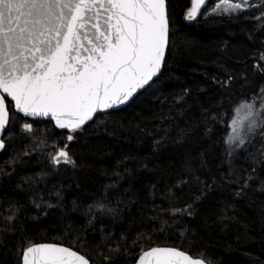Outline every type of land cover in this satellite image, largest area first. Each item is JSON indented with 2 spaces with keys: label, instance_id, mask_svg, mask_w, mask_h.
Here are the masks:
<instances>
[{
  "label": "trees",
  "instance_id": "trees-1",
  "mask_svg": "<svg viewBox=\"0 0 264 264\" xmlns=\"http://www.w3.org/2000/svg\"><path fill=\"white\" fill-rule=\"evenodd\" d=\"M189 5L169 0L174 35L166 63L129 105L98 115L72 142L49 122L29 121L34 136L21 131L26 119L20 116L7 128L0 152V264H19V250L32 242L74 247L92 264H106L103 257L117 245L112 264H134L142 246L203 253L215 264H264V135L231 158L224 143L235 108L264 88L258 19L264 4L238 17L188 23ZM54 144H68L76 167L49 164ZM41 197L38 209L32 201ZM98 203L105 209L89 213ZM189 204L192 216L173 215ZM11 206L19 213L9 224L4 209Z\"/></svg>",
  "mask_w": 264,
  "mask_h": 264
},
{
  "label": "snow or ice",
  "instance_id": "snow-or-ice-1",
  "mask_svg": "<svg viewBox=\"0 0 264 264\" xmlns=\"http://www.w3.org/2000/svg\"><path fill=\"white\" fill-rule=\"evenodd\" d=\"M207 5L208 0H190L184 20L196 21L201 15L205 19L238 17L256 6L254 0H216L208 11H202ZM258 19L264 22V11ZM173 35L169 0H0V137L22 116L27 119L21 123V131L28 136L37 130L34 121L47 120L56 129L67 131L68 142L74 141L98 113L111 115V110L129 104L155 83ZM260 59L264 60V53ZM235 113L227 123L229 132L224 140L229 158L257 134L264 135V88L241 102ZM5 146L0 138V150ZM53 148L48 157L54 168L76 167L68 144H54ZM28 179L32 178L26 182ZM32 202L39 209L43 198ZM94 206L98 211L105 209L103 203L89 205V213ZM47 207L55 205L49 202ZM4 212L8 213L4 219L11 224L19 208L11 206ZM177 212L192 216L193 206L173 209V215ZM92 219L95 217L89 225ZM66 238L72 240L70 232ZM19 251V264H92L81 251L63 243L32 242ZM109 253L103 257L106 264H112L111 253H120L119 245L109 248ZM135 264L215 262L203 253L194 256L178 247L142 246Z\"/></svg>",
  "mask_w": 264,
  "mask_h": 264
},
{
  "label": "rangeland",
  "instance_id": "rangeland-1",
  "mask_svg": "<svg viewBox=\"0 0 264 264\" xmlns=\"http://www.w3.org/2000/svg\"><path fill=\"white\" fill-rule=\"evenodd\" d=\"M215 2H216V0H208V5H207V7H206L205 9H203L202 11H208L211 7L214 6ZM254 4L256 5L254 8H256V7H258L259 5L264 4V0H254ZM198 18H204V16L201 15V16L198 17ZM198 18H197V19H198ZM239 105H240V104H239ZM239 105H238L237 107H239ZM237 107H236V108H237ZM236 108H235V109H236ZM235 115H236V113H235V110H234V114L232 115V118H233V116H235ZM55 145H56V144H55ZM58 146H59V145H58ZM59 147H63V146H59ZM53 151H54L53 145L49 146V148H48V153L53 152ZM48 161H49V157H48ZM49 164L51 165L50 161H49ZM51 166H52V165H51Z\"/></svg>",
  "mask_w": 264,
  "mask_h": 264
},
{
  "label": "water",
  "instance_id": "water-1",
  "mask_svg": "<svg viewBox=\"0 0 264 264\" xmlns=\"http://www.w3.org/2000/svg\"><path fill=\"white\" fill-rule=\"evenodd\" d=\"M186 22L190 23L189 21H186ZM192 22H193V21H192ZM162 70H163V67H162ZM162 70H161V73H162ZM158 77H159V76H158ZM158 77H157V78H158ZM157 78H154V79H157ZM147 88H148V87H146V89H147ZM144 90H145V89H144ZM144 90H141V92L144 91ZM141 92H140V93H141ZM140 93H139V94H140ZM135 98H136V97H135ZM135 98H134V99H135ZM134 99H133V100H134ZM131 102H132V101H131ZM131 102H130V103H131ZM130 103H129V104H130ZM129 104H127V105H129ZM127 105H122L119 109H122V108H124V107L127 106ZM119 109H114V110H111V111H115V110H119ZM103 114H105V113H98L97 116H98V115H103ZM20 117H22V116H20ZM22 118H24V117H22ZM24 119H27V118H24ZM36 122H49V123H52V122L47 121V120H37ZM91 122H92V121H90L89 123H91ZM89 123H88V124H89ZM52 124H53V123H52ZM53 126H54V124H53ZM85 126H86V125H85ZM54 128H55V127H54ZM55 129H56V128H55ZM6 130H7V128H6ZM6 130H5V132H6ZM56 130L61 131V132H67L66 130H60V129H56ZM5 132L3 133L2 137H0V138H4ZM3 150H4V149H3ZM3 150H0V152L3 151ZM134 264H135V262H134Z\"/></svg>",
  "mask_w": 264,
  "mask_h": 264
}]
</instances>
